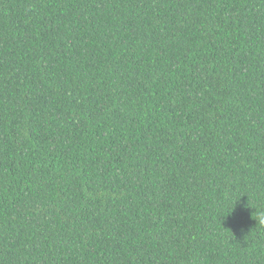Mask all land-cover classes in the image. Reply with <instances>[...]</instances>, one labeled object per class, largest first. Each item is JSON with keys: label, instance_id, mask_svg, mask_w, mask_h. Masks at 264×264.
<instances>
[{"label": "trees", "instance_id": "trees-1", "mask_svg": "<svg viewBox=\"0 0 264 264\" xmlns=\"http://www.w3.org/2000/svg\"><path fill=\"white\" fill-rule=\"evenodd\" d=\"M264 0H0V264H264Z\"/></svg>", "mask_w": 264, "mask_h": 264}, {"label": "clouds", "instance_id": "clouds-1", "mask_svg": "<svg viewBox=\"0 0 264 264\" xmlns=\"http://www.w3.org/2000/svg\"><path fill=\"white\" fill-rule=\"evenodd\" d=\"M260 222L264 223V215H261Z\"/></svg>", "mask_w": 264, "mask_h": 264}]
</instances>
